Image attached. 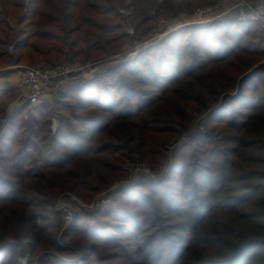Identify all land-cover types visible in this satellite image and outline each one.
Listing matches in <instances>:
<instances>
[{
  "label": "trees",
  "instance_id": "trees-1",
  "mask_svg": "<svg viewBox=\"0 0 264 264\" xmlns=\"http://www.w3.org/2000/svg\"><path fill=\"white\" fill-rule=\"evenodd\" d=\"M199 3L0 0V116L16 94L4 79L13 73L5 69L12 63L9 44L19 52L15 64L51 57L65 45L90 59L131 39L124 29L129 21L137 38L158 18ZM260 29L258 21L231 15L189 24L133 59L63 87L27 118L26 106L14 110L0 137V264H12L23 230L38 248L55 244L50 223L41 221L49 219L57 189L89 200L119 165L115 154L131 159L130 152L161 150L164 124L185 129L201 108L206 130L172 171L155 182L145 179L141 191L142 185L123 188L121 206L79 213L67 231L94 248L88 257L96 264H264V69L222 102L263 59ZM56 106L60 125L53 132ZM238 236V244L229 241ZM106 247L113 252H96Z\"/></svg>",
  "mask_w": 264,
  "mask_h": 264
},
{
  "label": "rangeland",
  "instance_id": "rangeland-1",
  "mask_svg": "<svg viewBox=\"0 0 264 264\" xmlns=\"http://www.w3.org/2000/svg\"><path fill=\"white\" fill-rule=\"evenodd\" d=\"M158 1L161 2L162 0ZM203 1L204 0H199L200 3L196 4V7H188L172 15L158 18L157 21L152 25V27H150L146 32L140 34V36L137 38L135 36V23L129 21L124 29L127 34L132 36L131 39L119 45L115 50H108V52L106 53L104 52L97 54L93 58L88 59L85 57L76 56L74 52L71 51V48L69 46H63L59 44V46L65 47L63 52L53 54V56L51 57L37 56L34 59H26L20 61V64L33 65L36 67H49L60 63L79 65L85 67V69H79L78 72L80 74L83 72L84 74L91 73V71L94 70L89 77L95 76L97 74H100L105 67L122 61L133 59L135 56H137L142 48L148 47L152 44H156L166 34L183 26L195 23H208L227 15L238 18V15H240L241 12L251 11L255 9L256 5L264 2V0H214L212 1V3H209L210 0H205L206 2ZM116 4H118V6L122 8H120V11L124 10L126 12L125 16H129L132 14V11L123 8V6L119 5V3ZM206 8H211V10L205 13H201L202 10ZM206 19H209V21H206ZM258 22L261 25V29L258 32V37L259 39L263 40V44H261V48H263L264 20ZM8 52L12 56L11 64H15L17 61H19V52L16 49H14L12 52L8 50ZM263 62L264 57L263 59L252 65L249 70ZM79 79L80 77L75 78L72 82L68 83L64 87L76 83ZM235 92L230 91V93ZM24 93H26V88L25 91H22L19 94H15L13 99L8 102L5 107V113L0 116V128L3 125V122L5 125H7L8 119L12 114L10 113L9 108L10 103L19 102L20 100H22L25 97ZM226 93L229 92H225L224 94ZM55 95H57V93L47 92L44 96L45 98L43 99V101L47 99L52 100ZM54 110V114L57 115L60 120V112L57 106L54 107ZM207 118V110L205 108H201L193 111L192 117L188 121V125L185 129H178L179 125H176V123H165L164 141L167 138L165 146L161 150H156V152H153L150 155H138L136 153V155H134L133 152H130L129 155L132 156L131 159H129L128 157H123L124 155H121L120 153L115 154L114 158L116 162L121 159L120 163H118L119 165H116L115 171L111 173L112 175L110 177H106L107 181L104 184V186L106 187L103 186L105 189L93 193L89 200L87 197V199H85L74 191L68 189H57L56 193L53 196V206L50 211L46 212V216H48L49 219L41 221L42 224L50 223V230L53 233V237L51 238L53 244H55L52 246H43L38 248L33 240V244L29 249H27V252L30 256V264H76V262H82V260H87L89 264H96V260L88 257L92 255V252L94 253V248L83 245L82 243L84 240H80L78 236H75L73 233L68 232L67 229L69 227V224L74 221L81 212H93L100 208L102 205L107 207L117 205L121 206L119 203H121L123 199V193L121 192L123 188L133 189L134 187L137 188L138 186L142 185L140 189L141 191L143 189V184L147 183L144 182L145 179L151 182L162 179L166 174L173 170L175 164H179L182 161V155L186 148H196L198 146L197 135L200 132L206 130L205 119L207 120ZM170 127H173L174 129L170 130ZM155 130L152 131V134H158V131ZM148 190L149 189H146V191ZM62 206H66L73 213V220L70 223H67L63 220L64 213L62 210ZM156 211L157 210H155V212ZM231 217L236 219L239 218L235 213H233ZM228 218L231 219L230 217ZM208 226L209 225L207 224L206 227ZM234 227L236 228L234 230H236L237 232L241 230L239 227ZM0 233L2 234V232ZM227 234L228 233L225 232V238H227ZM229 241L232 242V244L236 245L241 241V238H239V236L236 239L234 237H231ZM96 252L99 254H106L113 252V249L109 247L101 249L98 248Z\"/></svg>",
  "mask_w": 264,
  "mask_h": 264
},
{
  "label": "built area",
  "instance_id": "built-area-1",
  "mask_svg": "<svg viewBox=\"0 0 264 264\" xmlns=\"http://www.w3.org/2000/svg\"><path fill=\"white\" fill-rule=\"evenodd\" d=\"M211 8L203 9L201 13L210 11ZM122 12L126 13L124 10ZM239 20H254L263 21L264 20V2L259 3L255 6V9L247 12H241L238 15ZM209 21V19H206ZM15 49L13 44L8 46V50L12 52ZM5 69H11L13 72L19 74V82L21 87L26 88L25 97L19 102L10 103V113H13L19 107L26 106L28 112L25 113V118L29 116V113L37 108L43 99L45 94L48 92L58 93L65 85L72 82L75 78H86L89 77L91 73H79V69H85L83 66L72 65L66 63H60L49 67H36L33 65L26 64H14ZM5 121V120H4ZM60 125V120L57 115L52 119L51 129L55 132ZM5 124L3 122L0 128V137L5 132ZM65 205V204H63ZM64 213L63 220L70 223L73 220L72 211L66 206H62Z\"/></svg>",
  "mask_w": 264,
  "mask_h": 264
},
{
  "label": "clouds",
  "instance_id": "clouds-1",
  "mask_svg": "<svg viewBox=\"0 0 264 264\" xmlns=\"http://www.w3.org/2000/svg\"><path fill=\"white\" fill-rule=\"evenodd\" d=\"M33 244V234L30 230H23L20 235V243L13 256L12 264H30V256L27 249Z\"/></svg>",
  "mask_w": 264,
  "mask_h": 264
},
{
  "label": "water",
  "instance_id": "water-1",
  "mask_svg": "<svg viewBox=\"0 0 264 264\" xmlns=\"http://www.w3.org/2000/svg\"><path fill=\"white\" fill-rule=\"evenodd\" d=\"M262 69H264V62L259 64L256 67L252 68L251 70L247 71L245 74H243L240 77V79H239V84H238L237 91L235 93H230L229 92V93L224 94L223 97H222V102H224L227 97H235V96L239 95L241 93V91H242L244 80L249 78V77H251L253 74H255L256 72H258V71H260Z\"/></svg>",
  "mask_w": 264,
  "mask_h": 264
},
{
  "label": "crops",
  "instance_id": "crops-1",
  "mask_svg": "<svg viewBox=\"0 0 264 264\" xmlns=\"http://www.w3.org/2000/svg\"><path fill=\"white\" fill-rule=\"evenodd\" d=\"M4 79L8 81V83L15 89L16 94L25 91V88L21 87L20 85L18 73L13 72L10 75L6 76Z\"/></svg>",
  "mask_w": 264,
  "mask_h": 264
}]
</instances>
